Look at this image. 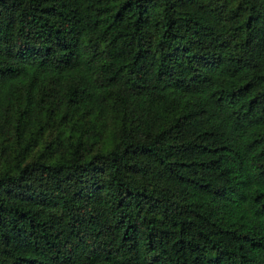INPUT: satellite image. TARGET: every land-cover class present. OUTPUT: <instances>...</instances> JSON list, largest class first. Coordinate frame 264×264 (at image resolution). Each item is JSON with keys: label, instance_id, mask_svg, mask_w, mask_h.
Returning <instances> with one entry per match:
<instances>
[{"label": "trees", "instance_id": "obj_1", "mask_svg": "<svg viewBox=\"0 0 264 264\" xmlns=\"http://www.w3.org/2000/svg\"><path fill=\"white\" fill-rule=\"evenodd\" d=\"M0 264H264V0H0Z\"/></svg>", "mask_w": 264, "mask_h": 264}]
</instances>
